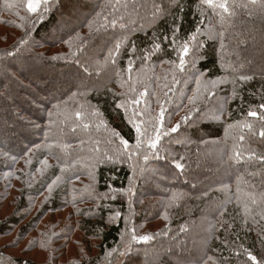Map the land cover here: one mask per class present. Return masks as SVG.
Returning a JSON list of instances; mask_svg holds the SVG:
<instances>
[{"label": "trees", "instance_id": "trees-1", "mask_svg": "<svg viewBox=\"0 0 264 264\" xmlns=\"http://www.w3.org/2000/svg\"><path fill=\"white\" fill-rule=\"evenodd\" d=\"M83 3L62 28L68 13L56 0L48 12L42 0L37 13L27 0H0V58L19 65L43 55L32 76L41 89L39 76L68 72L88 84L59 114L42 110L27 135L11 134L7 158L0 156V264H253L245 250L264 261V120L248 115L264 112V0H228L231 14L202 0ZM18 49L17 59L6 56ZM39 96L52 111L48 91ZM162 107L164 130L180 129L162 138L161 159L145 162L134 154L133 121L147 126L146 148ZM186 115L196 124L181 123ZM121 139L131 159L119 158Z\"/></svg>", "mask_w": 264, "mask_h": 264}, {"label": "snow or ice", "instance_id": "snow-or-ice-1", "mask_svg": "<svg viewBox=\"0 0 264 264\" xmlns=\"http://www.w3.org/2000/svg\"><path fill=\"white\" fill-rule=\"evenodd\" d=\"M117 4L119 0H116ZM252 4L256 3V0H251ZM202 4H206L209 8L212 9H220L224 14H231L229 13V3L228 0H202ZM41 0H27V11L30 13H37L38 9L41 8ZM44 12L50 11L49 0H43ZM63 6L68 13L67 19L62 23V28H68L71 24L72 20L75 19L74 12L78 9H82L83 7H87L86 4L83 3V0H56L55 8ZM43 12L40 13V16H43ZM99 13L97 16L99 17ZM107 19V18H105ZM225 16H221V20L223 21ZM96 21H92L88 24L90 31L93 29ZM113 27L116 26L117 21L115 19L110 21ZM104 25H101L103 27ZM123 27V24L120 25ZM75 32V29H71L69 35ZM27 36V33L25 34ZM64 40L63 37H61ZM77 39H81L83 42V38L79 37L77 34ZM194 39V37H193ZM21 44H25L26 40L24 37L21 38ZM70 43V41H69ZM37 46V45H33ZM121 47L120 43L115 45V50L118 53L119 48ZM155 47L159 48L160 45L157 44ZM23 49H18L16 51H8L6 56L11 57L12 59H17L20 56V52ZM190 49L188 44H184L181 50L179 68L181 71H185V58L189 55ZM112 57V52H109V58ZM27 59H31L32 63L27 64H14L9 61H5L4 59L0 58V156H4L7 158L8 153L10 151V144L7 142L11 139V134L15 133L16 135H27L28 131L33 128H37L38 124L37 121L42 119L40 116V112L43 110L46 112L48 118H51L53 115L59 114L65 106L68 104L69 100H73L76 98L78 94V90L82 88H86L88 84L86 83L85 79L78 74V72H68L63 75H54L51 77L48 76H39L38 79L40 80L41 84L43 85V89L37 85L36 80L32 78L34 73L39 72L40 66L45 63L46 58L39 54H31ZM51 59L57 60L60 57H52ZM192 67L195 66V61L192 62ZM131 70V68L129 69ZM251 77L248 76H241V80H248ZM212 88L216 87L215 81H210ZM197 84V93H194L193 97L189 98V104L195 106L196 101L198 99V93L201 89V80H196ZM47 90L49 95L51 96V100L49 101L51 105L52 111H49L48 107H46L43 103V99L39 96V92L43 90ZM73 89H77V91H73ZM27 93V96L21 99L22 93ZM82 95V94H81ZM236 93L233 92V98L235 97ZM67 97V99H64ZM54 101V102H53ZM227 103V101H225ZM24 104H27L29 107L25 109L23 107ZM140 104V100L134 99L133 106L134 111L133 115L136 116L137 119H140L142 114L137 113L135 111V107ZM121 107H125L121 105ZM14 108H19V111H13ZM261 109H264V104L260 105ZM191 111V110H190ZM24 112L28 113V118L26 119L25 116L22 114ZM217 112L220 116L224 115V109L222 107H218ZM77 120L82 119V112L76 111L74 113ZM165 110L163 107L161 108L159 121L152 123V131L154 132V136L149 138V142L147 147L145 148V141L144 137L148 136V130L146 125H141L135 123L133 121V126L137 133V143L136 148L134 150V154L137 156H142L143 160L147 162L149 160V154H151L152 158L154 159H161L159 156L160 144L162 142V138L167 136L169 132L171 133H178L180 129V124H177L174 127H171L167 131L164 130L165 121ZM248 115L251 117H257L264 120V112L257 113V111H249ZM70 119V117H68ZM181 123L195 125L196 120L190 119L189 115H186ZM11 125V126H10ZM84 127H88V125H84ZM244 127L251 129L253 126L251 124H245ZM75 131V129H73ZM261 138H264V130H261L259 133ZM241 141L244 140V137L241 136L239 138ZM120 144L123 145V148L126 150L125 154L120 155V159H131L132 152L128 150V141L127 140H120ZM144 149L141 152V149ZM155 150V151H153ZM235 157H241V153H235ZM14 159V158H13ZM111 159V157H109ZM166 159V157H165ZM183 159V158H181ZM230 160L232 157L229 158ZM264 160V157L261 158ZM27 163H31V160H28ZM45 166H47V162H44ZM174 167L183 171V164L175 163ZM60 178L57 177L56 180H53L52 183L48 186V192L51 193L53 190V186L56 185L57 181ZM128 192L131 193V188L128 189ZM179 196L178 193L172 194V199L175 200ZM115 199V194L112 196ZM254 202V201H253ZM223 207V205H221ZM223 215V212L221 213ZM116 216H119V213H116ZM264 219V216H262ZM133 239H137L135 235L132 237ZM19 239V238H18ZM140 240L147 242L151 239L150 236L144 235L139 237ZM13 243H16L14 241ZM248 256V259L253 262V264H264V261H257V257L253 255L251 252L245 250Z\"/></svg>", "mask_w": 264, "mask_h": 264}, {"label": "rangeland", "instance_id": "rangeland-1", "mask_svg": "<svg viewBox=\"0 0 264 264\" xmlns=\"http://www.w3.org/2000/svg\"><path fill=\"white\" fill-rule=\"evenodd\" d=\"M41 1H42V0H41ZM84 248H85V246H82V249H84ZM158 262H159V260H152V261H151L152 264H159Z\"/></svg>", "mask_w": 264, "mask_h": 264}]
</instances>
